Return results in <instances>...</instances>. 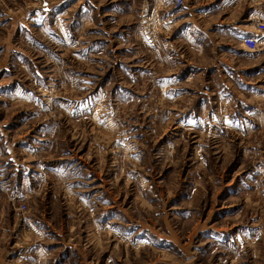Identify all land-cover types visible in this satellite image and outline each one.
I'll return each mask as SVG.
<instances>
[{"label":"rangeland","instance_id":"1","mask_svg":"<svg viewBox=\"0 0 264 264\" xmlns=\"http://www.w3.org/2000/svg\"><path fill=\"white\" fill-rule=\"evenodd\" d=\"M257 23L264 0H0V264H264Z\"/></svg>","mask_w":264,"mask_h":264},{"label":"built area","instance_id":"2","mask_svg":"<svg viewBox=\"0 0 264 264\" xmlns=\"http://www.w3.org/2000/svg\"><path fill=\"white\" fill-rule=\"evenodd\" d=\"M176 3L180 4L182 3V0H175ZM256 29L258 31H264V24L262 23H257V26H256ZM244 46L246 48H249L251 50H255L258 48L259 46V43H258V39H254V38H248V39H245L244 41Z\"/></svg>","mask_w":264,"mask_h":264}]
</instances>
